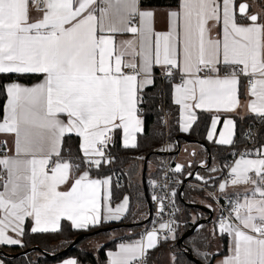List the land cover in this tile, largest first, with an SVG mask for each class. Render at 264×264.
<instances>
[{
	"label": "snow or ice",
	"instance_id": "snow-or-ice-1",
	"mask_svg": "<svg viewBox=\"0 0 264 264\" xmlns=\"http://www.w3.org/2000/svg\"><path fill=\"white\" fill-rule=\"evenodd\" d=\"M30 3L42 12L39 18H31ZM147 4L0 0V75L38 77L31 85L19 80L3 85L0 135L11 136L13 146L0 141V245H22L29 218L31 232L55 233L62 220L89 230L125 217L128 197L113 206L111 177H93L90 169L112 163L109 149L118 133L124 148L138 146L137 134L144 131L141 105L157 69L165 78L179 77L174 102L182 107L184 132L197 122V110L214 112L207 135L214 140L219 114L241 108L242 78L252 97L249 112L264 122V15L252 14L237 0H177L166 13L167 30L157 31V11ZM218 26L221 34L213 36ZM117 34L132 38L118 42ZM235 130V119L227 117L215 142L232 145ZM70 134L81 139L75 158L61 154ZM256 155H241L230 166V178L219 184L221 192L229 184L253 186L213 230L231 237L230 254L219 264H264V144ZM73 159L86 165L74 180L81 163ZM183 169L178 164L174 171ZM70 180L69 190H59ZM153 199L158 227L109 252V264H149L150 250L176 238L174 213L169 210L164 219L165 197Z\"/></svg>",
	"mask_w": 264,
	"mask_h": 264
},
{
	"label": "trees",
	"instance_id": "trees-1",
	"mask_svg": "<svg viewBox=\"0 0 264 264\" xmlns=\"http://www.w3.org/2000/svg\"><path fill=\"white\" fill-rule=\"evenodd\" d=\"M160 74L157 73L156 75L155 85L145 90L146 102L141 105L144 131L138 136V146L136 148H124L120 136H116V141L114 145L110 146L109 150L113 157L112 163L104 164L99 170L90 169L93 177L112 178L113 204H117L125 196H129V212L124 219L118 223H103L89 230H76L69 221H63L61 231L55 233H33L31 232V222L29 220L25 228V234L22 237L21 246H0V251L5 253V255L0 254L3 264H56L68 258H75L78 264H107L108 251L115 250L123 242L139 240L152 226L151 221L143 224L148 220L151 213L152 195L149 183L151 180L161 177L165 156L156 149L167 139L175 146L174 151L171 153L172 159L178 149V144L182 145L184 141H193L204 145L201 155L203 159L201 161L195 160L190 169L195 170L202 163L207 165L210 155L212 157L210 167L198 169L196 175L198 177L200 175L204 176L208 182L205 183L198 178L191 182L200 183L210 188L218 185L219 181L228 173L235 154L245 146L253 153V156H256V150L264 144V122L255 115H247L244 118L233 116L236 121L235 138L233 144L229 146L216 145L207 140L206 137L211 123V114L207 112L198 113V120L188 134L181 133L178 124V108L172 100V87L176 78L173 81L163 80ZM13 80H19L20 83L33 84L37 82L38 77L35 75L23 77H18L15 74L0 75V118L3 116V108L6 104V94L3 85ZM253 128H257L258 131L256 136H254V144L250 146L248 134ZM79 145V137L74 134L66 136L61 153L62 156L65 158L80 156ZM146 159H148L147 190L144 188L142 180ZM73 163H81L80 173L74 171V176L76 177L82 173L86 165L75 159H73ZM152 165L154 166L153 171L150 169ZM190 169L187 168L183 173H180L183 180L188 177ZM193 189L195 188L186 186L181 194V188L177 190L176 202L181 209L180 218L182 220L180 231L175 241L166 242L161 240L159 246L149 253L150 263L163 248H167L177 255L176 264H195L186 257L182 248L177 244L181 236L193 227L198 220L207 217L203 212L184 205L183 202L192 203L190 198L191 193L194 191ZM197 191L202 192L198 189ZM193 212L198 213V219L195 222L191 220ZM121 225H133V227H120L109 232L95 234L99 230ZM202 228L203 226L193 236L186 239L185 244L192 249L194 256L198 260L205 264H212L216 257L226 254L228 240L225 235H220L218 241L223 245V248L217 251L215 250V240L211 239L212 236L207 232L208 229L203 230ZM213 229L218 228L214 225ZM82 234H87L88 236L78 246L66 254H62ZM217 235L218 231L214 233V237L216 238ZM99 237L107 238L108 242L99 246L95 252L83 248L85 243ZM35 247L40 248V251H32L19 257L10 256ZM43 252L52 256L49 257Z\"/></svg>",
	"mask_w": 264,
	"mask_h": 264
},
{
	"label": "crops",
	"instance_id": "crops-1",
	"mask_svg": "<svg viewBox=\"0 0 264 264\" xmlns=\"http://www.w3.org/2000/svg\"><path fill=\"white\" fill-rule=\"evenodd\" d=\"M238 3H247L249 5V11L252 13V14H259V15H264V0H237ZM142 3H144V0H142ZM177 3V0H148V4L146 6L148 7H152V8H155L156 11H157V17H156V21H155V28L157 31H165L167 30V21H166V13L170 10V7H174L175 4ZM42 15V12H39L34 6L31 5L30 3V16L31 18L34 20V19H37L39 18L40 16ZM221 27L218 26L216 27L214 30H213V36H218L221 34ZM132 38V35L131 34H117V41L119 42L120 40H124V39H131ZM157 73H161V71L159 69L156 70L155 72V76L157 75ZM36 83V82H35ZM25 84V83H23ZM34 84V83H33ZM246 84H247V78H242L241 80V94H240V100H241V108L237 110V112L235 113H221L219 114L221 116V122L217 125V135L216 137H214V140H208L209 142L211 143H214L216 145H221L219 143H216L215 140L218 139V134L219 132L223 131V121L227 118V117H232L233 119H235L233 116H238V117H241V118H244L245 116L247 115H255V114H252L249 112V109L247 107L248 105V102L250 99H252V97H250L248 94H247V90H246ZM25 85H31V84H25ZM174 99H175V94H174V85L172 87V100H173V103L176 105V107L178 108V113H179V120H178V124H179V129L181 131V133L183 134H188L191 129L193 128V125L192 128L188 131V132H184L182 130V123H183V113H182V107L180 105H177L175 102H174ZM199 112H202L200 110H197V116H198V113ZM209 113V112H207ZM211 114V121L212 119L214 118L215 115H217L216 113H209ZM256 116V115H255ZM211 130V123H210V127H209V130L208 132ZM142 134V133H138L137 134V140H138V136ZM75 135V134H74ZM208 135V133H207ZM117 136H120L121 138V134L118 133ZM207 138V137H206ZM235 138V136H234ZM233 138V140H234ZM7 140L8 141V148H12L13 146V138L11 136H4V135H0V141L1 140ZM80 143H81V139H80ZM121 143H122V139H121ZM192 145V146H190ZM194 145V146H193ZM222 146V145H221ZM223 146H229V145H223ZM185 148V149H184ZM175 149V146L173 144V151ZM184 149V153H183V156H179L178 157V160L173 159L171 158V161H172V164L174 166V168L176 167V165L180 164V165H184V170L185 169H190L192 168L189 167L188 165L190 163H194L195 160H199L201 161L203 158L201 157L202 155V151L204 149V146L198 142H193V141H184L181 145V151ZM191 150H193L192 154L190 153ZM172 151V152H173ZM11 154V153H9ZM180 154V153H179ZM179 154H176V155H179ZM246 158H250V159H256L257 158V155L256 156H252V157H246ZM239 159V158H238ZM237 159V160H238ZM202 166H206L205 163H202L200 164ZM234 165V162L231 166ZM194 170L193 169H190L188 171V174L193 172ZM230 171H231V168L229 167V170H228V174H230ZM190 176V175H188ZM179 177L181 178V175H180V172H179ZM199 177H204V176H199ZM76 177L74 176V172H73V175H72V180H74ZM205 178V177H204ZM112 179V178H111ZM72 180H70L67 184L65 185H62L60 187L59 190L61 191H67L69 190V188L71 187V183H72ZM206 180V178H205ZM225 181L224 180H220L219 183H218V191H217V195L219 198H227V197H236V198H240L242 199L243 196L245 194H250V190L252 189V185L249 184V185H244V184H241V185H237V186H232L231 184L228 185L227 189L223 192L220 191L219 189V184L220 183H223ZM125 197H128L129 199V196H125ZM123 200V199H122ZM122 200L119 202L121 203ZM117 203V204H119ZM116 204H113V206H115ZM129 205H130V199H129ZM213 210V212L215 213V210L213 208H211ZM126 215V214H125ZM214 215V214H213ZM208 217V215H207ZM124 219V218H123ZM123 219H121L120 221H112V222H107L105 221L104 223H118V222H121ZM31 222V227L34 225V222L29 218L28 220H26L25 222V226H24V229L26 228V225L27 223ZM63 221H67V220H62L61 221V224ZM70 222V221H69ZM71 223V222H70ZM213 223V222H212ZM214 227V226H213ZM74 228V227H73ZM75 229V228H74ZM77 230V229H76ZM145 234V233H144ZM225 236L227 237V240H228V245H227V249H226V254L223 255V256H219V257H216L212 264H219V262L224 259L227 255L230 254V251H229V248H230V245H231V237L228 236L227 234H225ZM220 235L218 234L216 238L219 239ZM22 239V238H21ZM108 241H101V242H98V247L101 246V245H104L106 244ZM134 241H127V242H123V243H133ZM219 244L218 245V248H216L215 246V250H221L223 248V245L219 242L217 243ZM216 244V245H217ZM120 245V244H119ZM119 245L117 246V248L115 250H110L107 252V257H108V261H107V264H109V256H108V253L109 252H115V251H118L119 250ZM0 246H21V245H0ZM159 246V245H158ZM85 249H89L87 246ZM156 249V248H155ZM155 249H152L150 250L153 251ZM149 252V253H150ZM69 259H75V258H68V259H65L64 261L60 262V263H56V264H65V261L69 260ZM76 260V259H75ZM0 261H2L0 259ZM77 261V260H76ZM2 264H3V261H2ZM150 264V262H149Z\"/></svg>",
	"mask_w": 264,
	"mask_h": 264
},
{
	"label": "built area",
	"instance_id": "built-area-1",
	"mask_svg": "<svg viewBox=\"0 0 264 264\" xmlns=\"http://www.w3.org/2000/svg\"><path fill=\"white\" fill-rule=\"evenodd\" d=\"M31 5L37 9V7L34 3H31ZM160 77L163 80H168V81L174 80V79L165 78L162 75V73L160 74ZM179 82H180V80H179V77L177 76L176 81L174 80V84L179 83ZM246 90H248V80H247V84H246ZM250 131H251L252 135L250 136L248 134V138H249L248 143L251 146L254 144V136H256L258 129L253 128ZM3 140H1V141H3ZM156 150L165 156V161L162 165L161 177L159 179H153L149 183V186L151 187V195H152V198H151V223H152V226H151V228L154 225L158 227V222H159V217L157 216L158 204H157L156 200L153 199V196L165 197L166 212L164 214V219L165 220L169 219V215H168L169 210L172 213H174V215H172L171 218L176 221V236H177V234L180 231L181 225H182V220L180 218L181 209L179 208V206L177 205V202H176V192L179 188L186 187V186L201 190L202 192H204L206 195H208L211 198V200L214 202V205L216 208L215 209L216 211L213 215V221L212 222L218 228V223H219L220 219L222 218V215L223 216L228 215V213L232 207V204L235 202V200L237 198L232 197V196L227 197L225 199L219 198L217 195V191H218L217 186L218 185H216L213 188H210V187L205 186V185L200 184V183H193V182L185 183V180H183L182 178L179 177V173L174 171L175 168L172 164L171 156H170V154L173 151V143L170 140L167 139ZM0 151H3L2 147H0ZM246 153H247L246 157H252L253 156V153H251V151L249 149H247V147L245 146L242 150H240L237 154H235L231 165L238 158H240L241 155H244ZM229 178H230V174L227 173L221 180L229 179ZM172 191H175L174 197L171 196ZM171 201H174V204L171 203ZM172 241H173V239L169 238L166 242H172Z\"/></svg>",
	"mask_w": 264,
	"mask_h": 264
},
{
	"label": "water",
	"instance_id": "water-1",
	"mask_svg": "<svg viewBox=\"0 0 264 264\" xmlns=\"http://www.w3.org/2000/svg\"><path fill=\"white\" fill-rule=\"evenodd\" d=\"M202 145H203V144H202ZM203 146H204V145H203ZM180 151H181V144H178V149H177V151L175 152V155H176V154H179ZM170 156H171V154H170ZM211 163H212V157L209 155V157H208V164H207L206 166H202V165H200L197 169H195V170L192 172V175L188 176V177L185 179V183H188V182L193 181L194 179H197L198 176H196V175H197L198 169H201V168H203V169H204V168L207 169V168L210 167ZM188 166L191 167V166H192V163H190ZM147 169H148V159H146L145 162H144L143 176H142L143 186H144V188H145L146 190H147V188H148V183H147ZM183 189H184V187L181 188V190H180V194L182 193ZM183 203H184V205H187V206H189V207H191V208H193V209H197V210L203 212L204 214L208 215V217L201 218L200 220H198V221L194 224L193 227H191L189 230H187V231L181 236V238L178 240L177 244L182 248L183 253L186 255V257H187L190 261H192V262L195 263V264H205V263L201 262L200 260H198V259L194 256L192 249H191L189 246H187V245L185 244V240L188 239V238H190L191 236H193V235L196 233V231H197L200 227H202V226H204V225H206V224L212 223L214 212H213V210H212L211 208H208V207H206V206H202V205H200V204L188 203V202H183ZM150 221H151V213H150V215H149L148 220H147L145 223H143V224H146V223H148V222H150ZM120 227H128V228H132L133 225H121V226L113 227V228H109V229H102V230H99V231L95 232V234H99V233H102V232H109V231L114 230L115 228H120ZM89 235H91V234H89ZM86 236H88V235H87V234H82V235H80L79 237H77L76 240H75V241H74V242H73V243H72V244H71L66 250H64V251L62 252V254H66L68 251H70V250L73 249L74 247L78 246V245L81 243V241H82ZM32 251H40V248L35 247V248H32V249L26 250V251H24V252H22V253H20V254H15V255H10V256H11V257H19V256H21V255H26V254H28V253H30V252H32ZM0 254H1V255H5V253L2 252V251H0ZM43 254H46V253L43 252ZM46 255H48L49 257L52 256V255H49V254H46Z\"/></svg>",
	"mask_w": 264,
	"mask_h": 264
},
{
	"label": "rangeland",
	"instance_id": "rangeland-1",
	"mask_svg": "<svg viewBox=\"0 0 264 264\" xmlns=\"http://www.w3.org/2000/svg\"><path fill=\"white\" fill-rule=\"evenodd\" d=\"M190 146H192V145H190ZM184 149L182 150V152H180L179 155H174L173 159L176 158V160H178L179 156H181V155L183 156ZM192 152H193V150H191L190 153L192 154ZM150 169H151V171H153L154 170V166L152 165L150 167ZM183 171H184V169H183ZM183 171L180 172V173H183ZM193 190L194 191L191 193V198H190V201H192V203L200 204V205L206 206L208 208H213L214 210L216 209L215 205H214V202L211 200V198L208 195H206L204 192L197 191V189H193ZM197 219H198V213L193 212L192 216H191V220L193 222H195V221H197ZM213 226H214L213 223H209V224L204 225L202 229L203 230H207L208 229L207 232H209L211 234V236H212L211 239L215 240V246H216L217 249H219L218 248L219 244H217V243H219V241H218V238L214 237ZM175 239L173 241H175ZM101 241H108V240L105 237L95 238V239L90 240L87 243H85L83 245V248L85 249L86 246H87L89 248L87 250L95 252L99 248L98 247V244H99L98 242H101ZM176 258H177V255L173 254L169 249L163 248L162 251L157 256H155L153 258V260L151 261L150 264H176V261H175Z\"/></svg>",
	"mask_w": 264,
	"mask_h": 264
}]
</instances>
